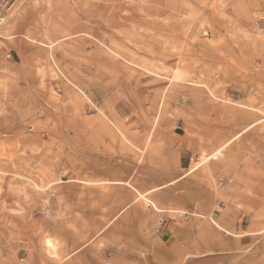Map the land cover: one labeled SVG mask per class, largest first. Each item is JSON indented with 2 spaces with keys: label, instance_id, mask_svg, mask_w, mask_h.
Returning <instances> with one entry per match:
<instances>
[{
  "label": "rangeland",
  "instance_id": "rangeland-1",
  "mask_svg": "<svg viewBox=\"0 0 264 264\" xmlns=\"http://www.w3.org/2000/svg\"><path fill=\"white\" fill-rule=\"evenodd\" d=\"M0 264H264V0H0Z\"/></svg>",
  "mask_w": 264,
  "mask_h": 264
},
{
  "label": "crops",
  "instance_id": "crops-1",
  "mask_svg": "<svg viewBox=\"0 0 264 264\" xmlns=\"http://www.w3.org/2000/svg\"><path fill=\"white\" fill-rule=\"evenodd\" d=\"M192 174V173H191ZM191 174H189V175H191ZM186 175V174H185ZM183 175V176H181L179 179H178V181L179 180H182V179H184V178H186V177H188L189 175ZM172 184V183H171ZM166 186H161V187H159L158 189H163V188H165ZM215 223V225H216V227L217 228H219L220 230H222V231H224L225 233H228V234H230V235H232L231 233H230V230H228V229H224L219 223H217V222H214ZM197 233H198V236H199V231H197Z\"/></svg>",
  "mask_w": 264,
  "mask_h": 264
},
{
  "label": "bare ground",
  "instance_id": "bare-ground-1",
  "mask_svg": "<svg viewBox=\"0 0 264 264\" xmlns=\"http://www.w3.org/2000/svg\"><path fill=\"white\" fill-rule=\"evenodd\" d=\"M46 244H47V248H48V251L52 254V256L54 255V256H56V249L57 248H55L54 247V244L51 242V241H46ZM48 253V252H47ZM49 253V254H50ZM50 254V255H51Z\"/></svg>",
  "mask_w": 264,
  "mask_h": 264
}]
</instances>
